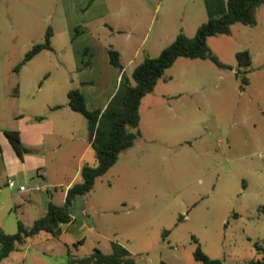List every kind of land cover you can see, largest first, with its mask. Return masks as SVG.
Segmentation results:
<instances>
[{
    "label": "rangeland",
    "instance_id": "rangeland-1",
    "mask_svg": "<svg viewBox=\"0 0 264 264\" xmlns=\"http://www.w3.org/2000/svg\"><path fill=\"white\" fill-rule=\"evenodd\" d=\"M42 1L0 0V131L18 128L20 116L32 123L42 117L43 122L54 119L63 137L68 128L75 130L73 140L45 139V148L57 152L46 157L48 181L36 180L49 188L50 181L71 180L84 146L79 133L89 142L90 131L82 115L70 112L69 118L65 108L54 109L68 100L71 80H76V52L67 29L59 28L63 25L59 10L52 13L53 0ZM106 1L111 10L107 21L118 27L101 22L91 29L102 44L120 46L126 59L133 58L142 44L141 56L127 72L132 82L135 66L144 62L158 35L183 32L193 38L202 24L224 14L227 3L152 0L148 8L147 0ZM85 13L80 11V16ZM256 17L255 26L236 24L230 35L208 39L211 54L227 68L209 59L181 58L166 72L141 103L140 126L131 130L140 132L134 146L121 153L91 192L73 203L76 228L58 236L40 234L17 246L0 264H69L71 256L85 257L95 249L111 253L113 244L127 249L136 264H202L194 256L198 246L208 258L224 264L261 260L264 6ZM50 30L53 50L40 53L18 72L29 51L43 44ZM246 51L251 64L241 66L237 54ZM0 143L5 148L3 135ZM84 164H96L94 150ZM7 188L0 193V231L6 234L16 233L19 221L31 226L43 216V206L30 199L42 196V205L64 204L61 187H50L52 197L17 195L20 205L10 196L17 190Z\"/></svg>",
    "mask_w": 264,
    "mask_h": 264
},
{
    "label": "trees",
    "instance_id": "trees-1",
    "mask_svg": "<svg viewBox=\"0 0 264 264\" xmlns=\"http://www.w3.org/2000/svg\"><path fill=\"white\" fill-rule=\"evenodd\" d=\"M261 6H264V0H227L224 14L202 24L195 37L189 38L180 32L175 41L158 57L146 58L135 68L132 74L133 82L123 73L119 88L104 111H89L81 91L78 89L70 91L69 107L88 122L97 165L83 167L81 181L68 190L64 205L50 203L44 217L36 220L31 226L19 222L15 234L0 231V263L8 258L17 246L36 239L40 234L60 235V226L69 224L73 220L70 209L76 199L91 192L97 179L104 176L118 162L121 153L134 146L140 132L135 134L131 130L139 128L141 103L146 96L154 92L166 72L181 58L209 59L219 67L227 68L211 54L208 39L219 35H230L232 27L236 24L255 26L256 12ZM51 34L50 30L43 44L33 46L17 68L18 72L42 51L53 50ZM109 57L111 65L122 71L119 52L110 49ZM237 59L241 66L251 64V55L247 51L238 53ZM243 79L248 82L247 78ZM5 134L19 156L28 152L21 141L19 132L6 131ZM194 256L196 261L202 264H224L220 260L208 258L200 246L197 247ZM69 264H136V262L127 249L119 244H113L111 253L107 254L95 249L92 254L85 257L71 256ZM248 264H264V257Z\"/></svg>",
    "mask_w": 264,
    "mask_h": 264
},
{
    "label": "crops",
    "instance_id": "crops-1",
    "mask_svg": "<svg viewBox=\"0 0 264 264\" xmlns=\"http://www.w3.org/2000/svg\"><path fill=\"white\" fill-rule=\"evenodd\" d=\"M52 1V0H50ZM163 2V0H159ZM49 0H43L42 3L47 4ZM158 2V1H157ZM52 13L58 12L60 13V21H62L63 25H59V28H66L67 33L69 34V38L72 40L74 44L75 54V63H76V80H71L72 89L67 90V99L70 91L78 89L81 91L85 98V102L89 111H104L109 102L112 100L114 95L116 94L123 73L127 75V72L132 65H135L136 60L141 56V52H143L142 44L136 49L134 52L133 58L126 59L125 53L120 46H116L112 42L102 44L100 39H97L93 31L91 29L92 26L100 24L102 22L107 25L110 23L113 25L112 27H118L115 25L113 21H107L111 16V10L106 0H53ZM35 4H39L38 1ZM149 4H152V0H147V7L149 8ZM48 6V5H47ZM58 9V10H57ZM80 11L82 13L86 12L84 15L80 16ZM225 12V11H224ZM62 27V28H61ZM116 29V28H115ZM54 34V29L52 30ZM76 31V34H74ZM132 35L128 37L129 43L133 40V29L131 30ZM176 36H168V35H158L156 40L148 47L147 57L146 58H156L160 55V53L171 45ZM53 37V36H52ZM52 39V38H51ZM145 43V41H143ZM52 43V41H51ZM76 43V45H75ZM143 43V44H144ZM113 49L120 54V62L123 66V70L120 71L118 68L114 67L110 63L109 50ZM49 51V50H45ZM51 51V50H50ZM42 51L41 53H43ZM40 54V53H39ZM38 54V55H39ZM36 57V56H35ZM145 58V59H146ZM144 59V60H145ZM27 64V63H26ZM25 64V65H26ZM141 64V63H140ZM140 64L136 65L139 66ZM134 68V70H135ZM133 70V72H134ZM128 77V76H127ZM76 82V85L73 84ZM57 108H65L67 111V117L72 118L73 115L70 112H74L69 107V99L67 101L63 100L61 104H57L54 106V109ZM23 116L18 118L20 126L15 128V130L8 131H17L20 134L21 141L25 148H27L28 152L23 156H19L15 151L10 141L8 140L5 132L4 137V147L2 148L0 143V163H2V177L0 181V193L3 192L7 188L8 191H12V188L8 186L9 181L15 182L16 193L12 191L10 196H12L13 201L16 205H20V202L17 199V195H28L32 196V194H37L36 192L31 193H22L20 192V186L32 187L34 185H41L37 178H42L48 181V168L46 163V157L48 152H57V148L46 149L45 148V139L55 138L56 140L62 139H72L75 131L73 128H68L65 134V137L62 136L61 132L57 133V128L55 126L54 119L52 121L43 122L44 118L35 119L36 123L25 122L22 119ZM141 122V119H140ZM140 126V125H139ZM89 130V129H88ZM65 132V131H64ZM69 134V135H68ZM85 138L84 146L81 152L77 156V167L75 170V174L69 180V182H60V181H50L48 184V190L46 192L52 197V191L50 187H54L55 189L58 187L64 188V204L67 196L68 190L81 181V171L85 165V158L88 156L89 152L93 149L92 146V137L90 135L89 142L87 141V136H83ZM79 134H76V140L74 143H77V137ZM86 141V142H85ZM128 150V149H127ZM95 152V151H94ZM125 152V151H124ZM123 153V152H122ZM120 157V156H119ZM119 160V159H118ZM117 164V163H116ZM97 165V157L96 164ZM91 166V165H90ZM32 198V197H31ZM39 200L30 199L31 204L40 205V208L43 206V216L37 218L36 220L44 217L47 213L48 205L53 202H49L46 205H42L43 200L41 197H38ZM2 206L6 204V201H3ZM63 204V205H64ZM62 206V205H59ZM72 222L69 224H63L60 226V235L64 233H68L73 227L76 225V218L72 215ZM35 220V221H36ZM20 222V221H19ZM18 222V223H19ZM76 228V227H75ZM15 234V233H14Z\"/></svg>",
    "mask_w": 264,
    "mask_h": 264
},
{
    "label": "built area",
    "instance_id": "built-area-1",
    "mask_svg": "<svg viewBox=\"0 0 264 264\" xmlns=\"http://www.w3.org/2000/svg\"><path fill=\"white\" fill-rule=\"evenodd\" d=\"M8 186L10 188H14L15 187V182L14 181H9ZM19 190L22 193H31V192L42 193V192H46L48 190V188L43 186V185H34L32 187H27L25 185V186H20Z\"/></svg>",
    "mask_w": 264,
    "mask_h": 264
}]
</instances>
